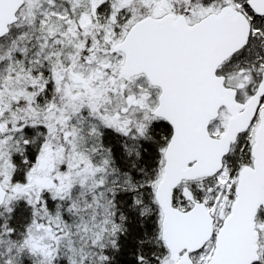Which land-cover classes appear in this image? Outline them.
<instances>
[{
  "label": "snow or ice",
  "instance_id": "1",
  "mask_svg": "<svg viewBox=\"0 0 264 264\" xmlns=\"http://www.w3.org/2000/svg\"><path fill=\"white\" fill-rule=\"evenodd\" d=\"M0 264H264V0H0Z\"/></svg>",
  "mask_w": 264,
  "mask_h": 264
}]
</instances>
